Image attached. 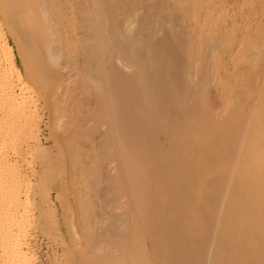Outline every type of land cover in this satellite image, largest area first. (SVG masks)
I'll use <instances>...</instances> for the list:
<instances>
[{
    "label": "bare ground",
    "instance_id": "obj_1",
    "mask_svg": "<svg viewBox=\"0 0 264 264\" xmlns=\"http://www.w3.org/2000/svg\"><path fill=\"white\" fill-rule=\"evenodd\" d=\"M156 2V0H0V16L17 37L25 62L34 70L30 79L45 84L49 91L52 85H56L57 88L52 89L54 95H50L53 98L59 97L55 99L59 102L64 100L65 103L69 97L72 98L69 87H64L66 76L72 77L70 73L68 75V69L70 72L71 70L76 72L74 81L79 76L81 80H77L76 83L79 81L81 86L84 85L80 87L84 88L83 91L80 89L83 93H79L86 104H82L84 105L82 110L86 109L84 112L88 116H95L91 119L86 115L85 117L90 119L84 120L94 133L96 131L98 137L94 134L90 137V133H87L93 140H89V150L86 149L88 145H84L86 150L83 151L94 155L87 153L90 161L96 159L97 164L94 165L97 166V170H101L99 173L103 175L107 187H110L108 192L110 199L113 200L107 201L113 207V220L110 229L105 232V237L116 242L114 247L116 245L118 247L108 250L109 252L101 250L103 253L99 254L100 256L94 253L95 256L92 257L93 261H96H91L94 264L97 261L101 264H113L111 261L114 259L120 260L119 264L125 262L130 264L132 259V264H264V93L261 90L264 81L260 79L264 75L261 77L257 75L259 76L257 83L254 80L257 76H253L255 73L261 74L264 45L258 43L250 52H247L250 47L245 46L248 55L245 54L247 58L243 55L245 62L241 58L238 59L240 63H246L245 67L254 68V71L249 70L250 73L247 74L250 81L254 78L253 85L249 81L250 90L257 92L261 80L259 89L262 95L257 92L261 105L258 97L257 101L254 100L256 98L254 95L253 99L247 100L251 92L249 89H247L249 94L242 90L246 80L245 78L243 80L242 74L245 75L246 70L239 74L241 75L239 80L243 82H236V86L234 83L229 84L230 82L226 84L229 87L231 85V88L234 86L237 88L239 84L242 91H237L238 86L236 91V88L231 89L234 92L229 95L230 88L228 90L225 84V87L221 85L219 87L217 84L218 71L215 73L212 65L220 63L219 58H223L219 57L221 42L218 38L222 41L226 34H221L224 23H219L221 19H218V24L210 21L213 15H216L215 12L212 15L215 9L212 7L213 2L208 3L206 0L207 5L203 3L206 5L203 8L204 5H197L201 10L193 7L194 0L192 6L187 5L199 12L192 21L185 19L186 15L188 16L186 13L190 10L187 9L188 12L184 13L185 10L179 6V0ZM228 5L230 7V3ZM179 7L183 14H180ZM262 9L264 8H261V11L257 9V12L264 11ZM247 10L249 12V9ZM251 13L249 14L252 17L246 15L250 17L247 21L253 18L254 15ZM262 14L264 15V12ZM257 15L258 13L255 14ZM237 16L240 17L238 14ZM258 17L256 22L259 23L260 20L263 23L264 17ZM235 20H232V23ZM205 21L207 25L203 24ZM230 22L228 25L231 26ZM256 22L253 24L256 25ZM261 23L260 25H263L261 31L262 29L264 31V24ZM242 24L245 25L243 21ZM233 25L236 26V23ZM245 30L249 31L246 28ZM248 31L246 34L249 33V36L253 37ZM254 31L256 30L252 31L253 34L257 33L255 36L261 33L260 28ZM246 36L239 40L243 46L249 40ZM251 39L247 44L252 45L251 42L255 45L257 42ZM233 45L232 52L230 49L227 50L226 46L224 47L226 52L224 49L222 52L228 51L232 55L244 49L242 45L235 43ZM1 54L6 55V61H14L11 48L5 42L3 45V40L0 41V56ZM231 55L233 59L235 54L233 57ZM238 56L241 57L240 54ZM231 58H228L231 60L229 61L231 64L228 65L232 68L235 64ZM238 60L236 59V62ZM242 67L246 69L244 65L240 66L241 69ZM234 69L236 71L237 68ZM235 71L233 70V73ZM251 71L255 73L252 74ZM232 78L235 77L230 76L229 79L233 80ZM70 82L72 83L71 79ZM246 84L248 85V79ZM251 86L258 88L255 90ZM10 87L12 89L11 84ZM61 87L64 90L59 92ZM12 92L6 96L11 101H18L15 91ZM258 107L261 108L259 110L262 111L261 115L257 113ZM254 108L259 115L258 123L256 119L252 121L254 118L252 115H255L252 114ZM68 109L70 110L68 106L66 110L58 109L61 114L57 110L60 114L56 117L60 126L58 129H61L62 125H69ZM97 115L100 119L102 116L103 120L99 119V122L98 118L96 119ZM94 121L98 122L97 127ZM102 121L105 123H101ZM92 123L94 127L90 126ZM80 125L86 126H83V123ZM77 126L79 125L75 127ZM251 126L258 128L255 127L256 129L253 128L252 131ZM90 128L88 132L92 131ZM94 140L102 141L99 145L96 143L97 147L92 142ZM99 147L101 152L93 153ZM80 153L82 152L78 154ZM86 153L82 154L85 156ZM87 155L84 160L87 159ZM90 156H93L92 160ZM89 160L84 162L88 163ZM127 188L128 190L123 191ZM2 191V198L7 199L4 195L8 192L5 193L3 188ZM2 191L0 187V194ZM120 192H124L125 195L119 196ZM128 208H132L129 210L130 214L126 212ZM126 215L128 217L131 215V221ZM128 225L131 226V230L127 228ZM128 231H131L129 232L131 236L128 235ZM10 240L4 241L10 245ZM14 243L17 244V240L13 241ZM127 244L128 250L131 247L130 252L127 248L124 249ZM18 246L21 245L15 246L18 248L16 250L18 259H23L22 264H28L27 259H30L22 255L24 252L21 253ZM119 246H121L119 254L123 257L127 255L128 258L125 257L127 260L131 255L129 263L125 258L124 263L121 262L123 261L121 257L117 260ZM116 261L114 263L118 264Z\"/></svg>",
    "mask_w": 264,
    "mask_h": 264
},
{
    "label": "rangeland",
    "instance_id": "obj_2",
    "mask_svg": "<svg viewBox=\"0 0 264 264\" xmlns=\"http://www.w3.org/2000/svg\"><path fill=\"white\" fill-rule=\"evenodd\" d=\"M156 1L158 2V0H156ZM209 1L211 3L213 2L212 7H214L215 9H218V10L213 9L212 15L214 14V12L216 13V15L214 14L212 18L210 17L211 18L210 21L212 20L214 22L213 23L211 21L213 24H215V22L219 21L218 19H221V20L227 19L226 21H228V22L221 21V20L219 21V23H221V24L224 22L223 24L225 27L223 26V24L221 27L222 33L220 32V30H218L216 28L217 25H215V28L221 34L224 35V33H225L227 35V33H228V35H227L228 37L226 35H224L227 38V41L223 35L222 36H223L224 40L222 38V41H221L218 38L221 36V34H220V36L218 35V37H217L218 40L221 42V43L219 42L221 44V45L219 44V46L222 47V48L219 47V49H220L219 52H221V54H222L221 55L219 53V57H223L224 59L223 58L221 59L218 57L223 62V64H221V61L219 60L220 63H218V62H217L218 64L215 63V65L217 64L216 68H215L214 64L212 65V67L214 69L213 71L215 73H217V71H218V73H217L218 75L216 74V80L221 84L217 83L216 81L215 82L218 84L219 87H220V85H221V87H225V85L228 84L229 82H230L229 84L234 83V85L236 86L237 85V84H235L236 82L237 83L243 82V81H241V79L239 80V78L241 76V75L239 76V74H242L243 70L244 71L246 70L245 71L246 73L244 72L245 75L242 74V77H243V80L248 79V85L246 84V80L244 81L245 84H243V83H241V84H243L242 85L243 92H248L247 94H249V90H250L249 86L251 85V83L253 85V79L254 78L251 77L253 79H252V81H250L249 80L250 77H248L249 75H247V74L250 73L249 70H253L254 68L249 69L247 66L245 67L246 63H242V62L240 63L239 62L240 60H238V59L241 58L243 60V55L246 56L247 52H250L252 50L251 48L256 47V45L258 43H259L258 45H264V41L262 42V39H264L263 38L264 37L263 29H262L263 34H261L262 33L261 28H263V25H260V23H261L260 20H258L259 23L256 22L257 21L256 19L259 15L260 16L258 18L264 17V15L262 14V12H264V11L260 12L261 8H264V0H254V1H252V0L251 1L250 0L249 1L248 0L247 1L246 0H244V1L243 0H227V2L225 0H218V1L208 0V3H209ZM224 1H225V3H224ZM159 2H160V0H159ZM188 2H189V4H188ZM198 2H200V4H198ZM219 2L223 3V5L224 4H226V5L223 6ZM192 3H193V0H179V6L180 7L182 6L181 8L185 10L184 13L188 12V10H190L188 13H186V14H188V16L185 14L187 17V18L185 17V19L188 21L189 20L192 21V20L196 19L197 15L199 13L197 11L199 8L197 5L202 6V5L206 4V0H204V2H203V0L202 1L194 0L195 4L193 5ZM215 3L218 6L221 5L222 7L221 6L218 7ZM229 3H230V7L228 5ZM231 4H233V5L236 4V5L233 7V5H231ZM187 5L189 7L193 5L194 8H196V7H198V8H196L197 10H194L193 7L189 8V7H187ZM206 5L202 6V8L205 7ZM240 5L243 7H240ZM244 6L246 8L249 7V8H247V9H249V12ZM253 6H255L256 8H257V6H259L257 9H259L260 11L257 12L258 10ZM180 7H179V11H181V13L180 12L179 13L183 14V12H182L183 10ZM185 7H187V8H185ZM236 7L239 8V10ZM226 8H227V10H226ZM219 9L221 10V12ZM236 9H237V13H236ZM199 10H201V8H199ZM242 10H243V12H242ZM250 10L253 13H251ZM262 10H264V9H262ZM231 11H232V13H230ZM245 11H247V12H245ZM223 12H225V13H223ZM190 13L192 16L189 15ZM249 13H251V15L253 14L254 16L252 19H249L247 21V18L252 17V16H250ZM256 13H258L257 16H255ZM237 14L240 17H238ZM243 15H245V16H243ZM246 15H249L250 17H247ZM261 15H263V16H261ZM189 16H191V17H189ZM237 18H239V19H237ZM241 18H242V20L240 21ZM262 19L264 21V18H262ZM232 20H235L234 22L236 23V26L233 25L234 22L232 23ZM237 20H239V21H237ZM242 21H243V23H245V25H247V27L243 28V26H245V25L242 24ZM244 21H247L248 23L244 22ZM249 21H250L251 25H249L250 24ZM225 22H226V24H225ZM229 22H230V24H232L231 26L228 25ZM255 22L257 24H259V26H257V24L254 25ZM203 24L207 25L206 21ZM217 24H218V22H217ZM241 24H242V26H241ZM261 24H264V22ZM205 25H204V27H205ZM237 25H239L241 27L238 26L239 27L238 28ZM253 25L255 28L253 27V29H252ZM226 26H228V28ZM258 27L260 28L261 33H260V35L258 34L259 36H255V34H257V33L253 34L252 31L253 30L257 31V29H259ZM218 28H220V25H218ZM222 28L225 29L224 32H223ZM241 28H242V31H241ZM245 28L249 29V31L245 30ZM226 29H228L229 32ZM243 29L245 31H243ZM251 29H252V31H250ZM232 30H234V31L232 32ZM236 30H238V31H236ZM240 31H241V33H240ZM246 31L251 32L250 34H252L253 37H250L249 33L247 35ZM256 31H254V32H256ZM231 32H232V35L230 34ZM258 32H259V30H258ZM237 33L239 36L237 35ZM239 33L242 34V36H240ZM217 34H219V33H217ZM244 36L249 37V40L251 38L254 39V42L256 41L257 43H255V45H254L253 43L250 42V44H252V45H248L249 44V40H248L247 41L248 44L245 42V45L243 46L241 44V41L239 43V40H241L242 37H244ZM237 37L240 39H238ZM258 38H261V39H258ZM0 39H1L0 40L1 42L3 40V45L5 42L11 48L12 53H13V60H14L13 61L14 63L11 61H6L7 60V59L5 60L6 55L4 56L3 54H1V56H0V58H1L0 59V64H1L0 65V99H1L0 100V120L2 119L0 121L1 122L0 123V125H1L0 126V187H1V191L3 188V190L5 189V191H4L5 193H7V192L9 193V194L7 193L6 195H4L5 198H7V199L2 198L3 191L0 194V197L2 198V199H0L1 200L0 201V218H1L0 219V237H1L0 243H2V244H0L1 245L0 246V264L1 263H3V264H6V263L7 264H22V263H24L22 261L23 259L19 258L20 261L18 259V255H17L18 251H16L18 248L15 247L16 245H21L18 247H20L21 253L24 252V253H22V255H26L27 257L26 256L25 257L30 259V260L27 259V261H29L28 264L29 263L30 264H94L93 262L96 261V260L93 261L94 257H92V255H94V253H97L95 255H99V254L102 255L103 252H109L111 249H113V248L115 249L117 245L114 247L116 242L110 241L109 238L107 239V237H105V232L110 229L111 224H112L111 220H113V207H112L111 203H109L107 201V200H113V199H110V194L108 192L110 187H107V184H106L105 180L103 179V175L100 174L101 170L98 169L99 170L98 171L97 166L94 165V164H97L96 159L93 158L94 155L90 152H89L90 154L87 152L88 155H93V156H90L91 160L93 158V160L90 161L88 159L89 156L87 155L86 151H83V150H86L87 148H88L87 150H89V143L91 140H93L92 138H90V137H92V134H94V136L98 137L96 135V131L94 133V131L90 127H88L89 125L86 124L87 123L86 120H88L90 118L92 119L95 116L94 115H92V117L88 116V114H85V112H84V111H86V109L82 110V109H84V105H86V104L83 101L84 98H81L79 93H83V92H81V90L83 91L84 88L81 89L80 87H84V85L81 86L79 84V81H78V83H76V81L81 80V78L79 76H77V78H80V79L76 78V81H74L75 77H76V72L74 73V71L71 70V72H73V73H71L70 69H68V75L71 74L72 77L66 76V80H65L66 83L64 82L65 85L64 84L63 85H64V87L65 86L69 87L70 95L74 99H72L70 97L68 98V100L65 99V101L67 100L69 102V105H67L68 102L64 103V100H60V102L62 101V103H60L58 101V99H55V98H59V97H54V98L52 97V95H54L52 93V89L56 85H52L53 87H52V89L50 88L51 90L49 91L48 90L49 88L45 84H43V83L41 84L37 81H34V79H32V78L30 79L31 73L34 70H32L30 68V66H28L27 63L25 62L26 60H24V56L21 52L20 43L18 42L17 37L9 29L8 25L5 24L2 16H0ZM235 39H237L236 42L238 41L237 42L238 44L235 41H233ZM259 40L263 44H261L259 42ZM223 41L225 43H223ZM230 41H232V43ZM226 42H227V44H226ZM229 42H230V44H229ZM234 43H235V45H242V48L244 47V49L241 50L242 52L234 53L235 57L232 59L230 57V55H231L230 53L232 52L231 48L234 46L233 45ZM222 44H224V46H222ZM225 46H226L227 50L230 49V51H231L230 53L228 51H227L228 54L225 53L226 52V49H224ZM245 46L250 47V48H248V51H247ZM223 49L225 51L224 53L222 52ZM243 51L244 52L247 51V52L244 53ZM241 53H242V55H241ZM234 54H232L231 56L233 57ZM239 54L241 57L238 56ZM236 55H237V58H236ZM247 56L245 58H247ZM228 58L229 59L231 58L232 61L234 60L233 64H235V65H232V66L234 68L235 67L237 68L236 71H239L238 74L235 73L236 71L233 67L231 68V66L228 65V63L231 64L229 62L231 60H229ZM236 59L238 60L237 62H236ZM225 60L227 61V63H226L227 65L225 64V62H226ZM241 64H243L244 68H246V69H243V67L241 69L240 66H243ZM230 69H231V72H230ZM13 70H15V71H13ZM233 70L235 71L234 73H233ZM240 70H242V71H240ZM247 70H248V72H247ZM65 71L67 72V70H65ZM253 73H255V72H252V74ZM246 75H247V77H246ZM257 75H260V77L262 75H264V63H263V68H262L261 74H256V73L253 74L254 77ZM19 76L21 77L20 79H19ZM218 76H220V77H218ZM226 76H228V77H226ZM230 76H234L235 78H232L233 80H230L229 79ZM237 77H238V79L236 80ZM258 77L259 76H257V79L256 78L254 79L255 83H257L259 81ZM262 77L260 79H262V82H263L264 76H262ZM70 79L72 80V83L70 82ZM73 81L76 84H74ZM249 81L251 83H249ZM262 82L260 80L259 85H258L259 88H260V83L262 84ZM67 83H70L71 85L67 84ZM10 84L12 86V89L10 87ZM40 85H42V86H40ZM63 85H62V87H63ZM234 85L232 84V86H234ZM246 85L248 87L246 88V91H244L245 90L244 88ZM49 86H51V85H49ZM218 86H216V87L218 88ZM235 86L233 88H236ZM238 86H239V84H238ZM238 86H237V88H238ZM262 86L264 88V85H262ZM216 87H215V89H216ZM251 87H254L255 90H256V88H258L257 86L256 87L251 86ZM55 88H57V87H55ZM61 88H60L59 92H62L65 89V88L64 89L63 88L61 89ZM225 88H227L228 90L230 88L229 95H231V92L232 93L234 92V91H232L233 88H231V85H230V87H229V85H226ZM237 88L235 89V91L237 90ZM259 88L257 89V92L260 95H262L261 92L263 91V93H264V89L261 87L262 91L260 92ZM240 89H241V86H239V90H237V91H242ZM247 89H249V90H247ZM12 91L13 92L15 91V94L17 95L18 101H11L10 98L8 96H6L8 93L10 94ZM250 91H251L250 97L247 98V95H246L247 100H251L254 98V96H256V98L254 100L257 101L256 99L258 97V102H259V97H260V96H258L259 94H257L256 91H255L256 93L253 92V89H251ZM53 92H55V91L53 90ZM84 93H85V91H84ZM50 94H52V95H50ZM3 96L5 99L3 98ZM82 96H84V94ZM251 96H253V97H251ZM263 98H264V95H263ZM263 98L261 97V99H263ZM8 99H9V101H8ZM75 99H76V101L78 100L77 103H76ZM73 100H74V102H73ZM79 100H81V101H79ZM216 100L217 99H215V102H216ZM80 102H82V103H80ZM12 103H13V105H12ZM61 104L64 106V108ZM64 104H66L70 108V110L68 109L69 111L67 110L69 112V115H70L68 117L69 120L66 119V121L68 120V122H70V123H68L70 126L69 125L68 126L62 125V128L58 129V127H60V126H58L59 124H58V120L56 119V117L60 116V114H61L60 111L62 109L63 110L67 109V106ZM82 104H84V105H82ZM259 104L262 105V102H259ZM261 105H258V106L261 107ZM65 106H66V108H65ZM54 107H57V108H54ZM60 108H62V109L60 110ZM262 109H263V107H262ZM54 110L56 112L58 110V112L60 114H58V112L56 113ZM254 110H255V108H254ZM259 110H261V108L259 109V107H258V111L255 110L254 112H252V114L255 113V115L254 114L252 115V117H254V118H252L253 119L252 121L257 120V116H259L257 113L262 112ZM256 111H257V113H256ZM82 112H84L83 113L84 116L82 115ZM86 115L90 118L87 119V117H85ZM260 115H261V113H260ZM67 116H68V114H67ZM70 118H71V120H70ZM97 118L99 121L100 118L98 115L96 116V119ZM84 119H86V120H84ZM254 119H256V120H254ZM258 119H260V118L258 117ZM83 120H84V122H81ZM100 120H103L102 116H101ZM95 121L93 123L96 124V127H97L98 122L96 123ZM258 121H260V120H257L256 123H258ZM80 123H83V126L86 125L87 127L86 126L82 127V125H80ZM93 123L90 126L94 125ZM101 123H105V122L102 121ZM101 123H99V124L101 125ZM252 123L253 122H251V124ZM64 125H66V124H64ZM76 125H79V126H77V128H76L75 127ZM94 126H92V127H94ZM81 127L83 128V130L81 129ZM105 127H106V125H105ZM255 127H253V128H255ZM89 128H90V130H92L91 131L92 133L88 132ZM251 128H252V126H251ZM253 128H252V131H254ZM256 128H258V126ZM78 129L80 130V132ZM85 130H87V131H85ZM81 131H84L85 134H84V132H81ZM79 133H80V135L81 134L84 135L83 137L85 139L82 137V135L80 136ZM87 133H90V137H89V135H87ZM79 137H81V138H79ZM96 137H94V139H96ZM94 141H92L94 146L98 147V145L100 144V142L102 140H97V142H96V140H94ZM87 142H88V144H87ZM96 143L98 145H96ZM84 145L85 146L88 145V147H86V149H85V147H83ZM104 146L107 147V145H104ZM100 148L101 147H99V149L97 151H95V152L92 151V152L93 153H96V152L99 153V152H101V151H99ZM101 150H103V149H101ZM104 150H105V147H104ZM77 151H78V153L79 152H82L83 154L86 153V155L88 156V157H86L87 159L84 160V157L86 155L84 156L82 153H80L81 155H83V158H82V156L80 154H78ZM103 151H102V153H103ZM87 160H89L90 162L89 161H88V163L84 162ZM6 162H8V163L5 164ZM81 162H82V164H81ZM12 174L14 177L12 176ZM12 179H14V180H12ZM16 179H17V181H15ZM6 180H9V182ZM2 181H4V182H2ZM4 183H5V185H2ZM125 190H128V188L124 189L123 191H125ZM120 193H122V194H120ZM120 193H119V196L125 195V194H123L124 192H120ZM115 196H114V200L116 198ZM111 198H113V196H111ZM131 206H132V204H131ZM131 206H129V207H131ZM131 209L128 208L126 210V212L130 214ZM2 214H3V216H2ZM126 216L128 217V215H126ZM130 216L128 217V220H130V218H131ZM128 227H129V230H131L130 229L131 226L128 225L127 228ZM129 232L131 233V231H128V233ZM130 233L128 235H130ZM8 234H10L9 236L12 238H9ZM6 236L8 238H6ZM7 239H8V241L11 239L10 245L8 244L7 241H4ZM16 240H17V244L16 243L13 244V241L16 242ZM3 241H4V243H3ZM112 242H114V244ZM126 243H128V242H126ZM130 244H131V242L129 241V245ZM120 247L121 246H119V248H117V249H119L118 253H117V255H119V256L116 255L117 260H118V257H121L120 259H123V261L121 260V262L124 263L125 259L128 257H126L127 255H125V253H123V255H125L126 258L123 257L121 254H119L120 253L119 251L121 249ZM128 247L129 246L127 244V247H125L124 249L127 248V250H128ZM22 248H24V250ZM130 248H129V250H130ZM101 250H103V252H101ZM15 251H16V253H14ZM128 251H126V252H128ZM25 252H26V254H25ZM121 252H123V250ZM16 255H17V257H16ZM12 256L14 258L16 257V259H14ZM130 256L131 255H129V260L126 259L127 262L131 260ZM19 257H20V255H19ZM96 258H97V256L95 257V259ZM6 260H7V262L5 263ZM8 261H10V262H8ZM114 261H116V260L114 259ZM114 261L112 260L111 263L115 264ZM119 261H116V262H118V264H119L120 263ZM131 261L133 262V259ZM131 261H130V264H132ZM97 263H98V261L95 264H97ZM98 264H101V263H98Z\"/></svg>",
    "mask_w": 264,
    "mask_h": 264
}]
</instances>
